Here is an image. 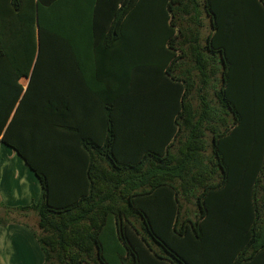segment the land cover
I'll use <instances>...</instances> for the list:
<instances>
[{
  "label": "trees",
  "instance_id": "16d2710c",
  "mask_svg": "<svg viewBox=\"0 0 264 264\" xmlns=\"http://www.w3.org/2000/svg\"><path fill=\"white\" fill-rule=\"evenodd\" d=\"M0 144L44 264H264V0H0Z\"/></svg>",
  "mask_w": 264,
  "mask_h": 264
},
{
  "label": "crops",
  "instance_id": "0c3cea01",
  "mask_svg": "<svg viewBox=\"0 0 264 264\" xmlns=\"http://www.w3.org/2000/svg\"><path fill=\"white\" fill-rule=\"evenodd\" d=\"M201 18L206 24L201 32L208 36L211 33L209 18L202 9ZM142 54V61L145 56L146 61L139 65V70L149 73L154 63L155 48H143L139 56ZM208 54V51L204 52L205 57H209ZM0 193V200L10 207L30 205L42 195L41 183L26 161L14 150L1 144ZM44 261V251L30 228L17 224L8 227L0 225V264H44Z\"/></svg>",
  "mask_w": 264,
  "mask_h": 264
},
{
  "label": "rangeland",
  "instance_id": "374dc122",
  "mask_svg": "<svg viewBox=\"0 0 264 264\" xmlns=\"http://www.w3.org/2000/svg\"><path fill=\"white\" fill-rule=\"evenodd\" d=\"M209 25V24H208ZM11 163V162H10ZM13 168V167H12ZM1 194V193H0ZM17 217V216H16ZM17 219H19V217H17ZM31 221H33V222H35V218H33ZM14 224H17V225H24V226H26V227H28V228H30L31 230H32V228L29 226V225H27V224H25V223H23V222H16V223H12V224H9V225H14ZM0 225H2V226H4V227H8L9 225H3V224H0ZM33 231V230H32Z\"/></svg>",
  "mask_w": 264,
  "mask_h": 264
}]
</instances>
